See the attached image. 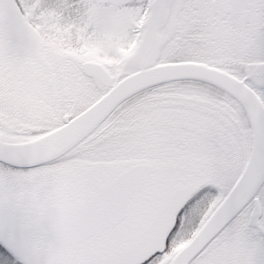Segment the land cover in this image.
Wrapping results in <instances>:
<instances>
[{"label": "snow or ice", "instance_id": "6c2138e0", "mask_svg": "<svg viewBox=\"0 0 264 264\" xmlns=\"http://www.w3.org/2000/svg\"><path fill=\"white\" fill-rule=\"evenodd\" d=\"M0 264H264V0H0Z\"/></svg>", "mask_w": 264, "mask_h": 264}]
</instances>
